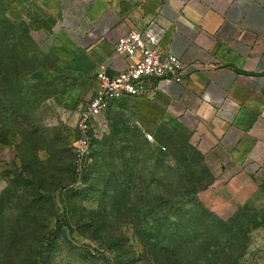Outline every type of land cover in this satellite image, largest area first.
Masks as SVG:
<instances>
[{"label": "rangeland", "instance_id": "374dc122", "mask_svg": "<svg viewBox=\"0 0 264 264\" xmlns=\"http://www.w3.org/2000/svg\"><path fill=\"white\" fill-rule=\"evenodd\" d=\"M11 6L0 0L2 74L15 77L0 90V264H264V179L218 182L194 132L157 98L106 112L110 129L77 169L89 95L69 105L66 93L86 81L65 73L53 18L15 19ZM30 64L43 68L24 76ZM115 125L127 129L120 140Z\"/></svg>", "mask_w": 264, "mask_h": 264}, {"label": "crops", "instance_id": "0c3cea01", "mask_svg": "<svg viewBox=\"0 0 264 264\" xmlns=\"http://www.w3.org/2000/svg\"><path fill=\"white\" fill-rule=\"evenodd\" d=\"M33 12L53 18L65 73L86 81L67 90L69 105L92 98L101 63L110 75L125 68L116 41L154 20L159 50L185 71L180 83L152 81L149 98L194 132L218 182L264 179V0H12L8 14Z\"/></svg>", "mask_w": 264, "mask_h": 264}, {"label": "built area", "instance_id": "2783aa9c", "mask_svg": "<svg viewBox=\"0 0 264 264\" xmlns=\"http://www.w3.org/2000/svg\"><path fill=\"white\" fill-rule=\"evenodd\" d=\"M162 32L157 31L154 20L142 29H134L115 43L114 53L126 59V66L115 75L108 73V65L101 63L95 74L97 88L92 98L79 112L73 143L76 167L82 171L88 161L94 141L107 132L108 107L126 97H147L160 89L156 80L166 83L183 82L185 65L171 53L159 50ZM152 140L151 135H147Z\"/></svg>", "mask_w": 264, "mask_h": 264}, {"label": "trees", "instance_id": "16d2710c", "mask_svg": "<svg viewBox=\"0 0 264 264\" xmlns=\"http://www.w3.org/2000/svg\"><path fill=\"white\" fill-rule=\"evenodd\" d=\"M1 63H0V90L1 89H6V88H8L9 87V81H14L15 80V77H10L8 80H6L5 78H4V75L2 74L3 72H4V70H6L5 68H6V66L4 65V62L3 61H0ZM3 63V64H2ZM41 68H43L41 65H36V66H32V64H30L29 65V67L28 68H26V69H23L22 70V72L23 73H25V74H23L24 76H27V75H29V74H33V73H36L39 69H41ZM17 78H20V76L18 75L17 77H16V79ZM150 96H147V97H126V98H123V99H121V100H119V101H116V102H114V103H112L109 107H108V109H107V112H109V110L112 108V107H114L115 105H121V104H123V103H125L126 101H128V100H130V99H144V98H149ZM107 118H108V115H107ZM108 121H109V118H108ZM125 127V126H124ZM109 129H110V121H109ZM112 129H113V137L114 138H117L118 140H120V138H121V136H123V135H125L126 134V131H127V129H125L124 130V128H118V126H113L112 127ZM77 138V131H76V129L74 130V135H73V141H72V145H71V149H72V152H73V154H74V151H73V143H74V141H75V139ZM98 142H100L99 140H96V141H94V143H93V145H92V150H91V155L93 154V146H94V144L95 143H98ZM134 144V143H133ZM134 146H135V144H134ZM111 147H114V145L112 144L111 145ZM136 147V146H135ZM152 154H155V152H152ZM109 156H113V154L111 153ZM74 157H75V154H74ZM151 157H152V155H151ZM152 158H154V160H157V161H162L163 160V158L161 159V156L159 155V154H155L154 155V157H152ZM75 159V158H74ZM186 205V204H185ZM219 223H221V224H224L225 225V223L222 221H220ZM232 230H234L233 228H232ZM236 234H239V233H236ZM51 240L52 239H49V237H47V238H45L44 237V239H43V243H42V247H41V251H39V256H40V258H42L43 257V255H44V250H45V247L51 242ZM148 243L150 244V245H152V239L149 237V239H148V241H147V243H144L145 245V249L147 248V250H148ZM39 258V257H38Z\"/></svg>", "mask_w": 264, "mask_h": 264}]
</instances>
